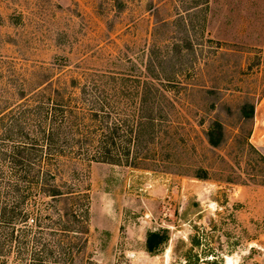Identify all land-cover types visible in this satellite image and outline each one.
Wrapping results in <instances>:
<instances>
[{
	"label": "rangeland",
	"instance_id": "374dc122",
	"mask_svg": "<svg viewBox=\"0 0 264 264\" xmlns=\"http://www.w3.org/2000/svg\"><path fill=\"white\" fill-rule=\"evenodd\" d=\"M147 84L168 98L158 96L155 158L132 168L79 155L101 126L96 112L136 128ZM57 104L75 140L48 170L90 201L86 248L61 263L264 264V0H0V157L26 134L40 143ZM215 120L226 138L217 149L206 138ZM4 189L0 177V199ZM37 200L46 204L27 211L43 224L30 222L26 248L0 225V264H31L40 250L60 258L66 235L50 200ZM150 233L167 236L156 253Z\"/></svg>",
	"mask_w": 264,
	"mask_h": 264
},
{
	"label": "trees",
	"instance_id": "16d2710c",
	"mask_svg": "<svg viewBox=\"0 0 264 264\" xmlns=\"http://www.w3.org/2000/svg\"><path fill=\"white\" fill-rule=\"evenodd\" d=\"M135 89L138 92L140 88L137 87ZM166 92V89L147 84L144 91L137 93V96L139 94L142 98L139 100L140 108L137 112L140 114V120L136 128L130 126L128 120L121 125L115 121L111 122L110 112L103 113L108 122L102 121L103 123H101L99 120L102 118L99 113H94L92 115L93 121H97L101 126L91 132L95 133V135L82 136L87 141L85 147L78 142L82 140L80 139L82 137H79L77 140L80 145L77 148L78 154L81 155L84 149V156L91 163L114 166L125 165L132 168H141L142 165L147 163L145 161L153 160L155 154L153 153L154 157L150 156V153H152L151 145H154L159 139L162 132L160 129L163 121H165L163 118L164 107L161 106L158 96L164 101L168 100L165 96ZM152 97L155 98L152 102H149L148 98ZM47 107L43 103L39 105V109L46 110ZM63 108L61 104L52 105L50 109L53 116L52 127L50 126L49 131L44 129L43 133H41L40 143L33 142L29 135L26 134L25 137L20 138V140H26L17 143L18 145H13L10 151L1 152L2 156L0 157V164H2L0 165V177L5 181L4 190L7 188L5 198L0 199V225L8 230V238L11 243H18L19 247L26 248L29 244L26 234L33 230L32 227H29L30 222L33 221L36 224L35 227L38 226L39 228L43 224L41 218H37L38 215H36V220L31 219L32 213L35 216V211L32 209V213L28 212L27 207L33 204L39 211L41 206L46 203L42 204V201L37 199L47 198L50 200L49 202H51L56 214L55 217L52 213L53 225H55L58 234L66 235L64 242L62 240L58 241L62 252L61 254L59 253L60 258H57L55 264H64L61 261H65L70 256L72 249L82 252L86 248V236L89 233L90 221V201L88 196L86 200V197L83 198L82 195H76L73 189H69L65 185H58L56 180L58 174L54 175L48 170L55 165L57 158L64 157L68 153L71 154V151L67 153L65 150L70 148V142L75 140L74 134H71L73 126L70 122L71 117L65 118L68 114L72 116V113L64 112ZM47 111H49V108ZM58 113L62 115L59 121L57 118ZM241 114L245 120L253 119L254 107L246 104L242 107ZM93 127L95 128V125ZM76 130L77 135H82L79 133V129ZM206 138L213 149L220 148L224 144L226 140L225 131L220 121L215 120L210 125L206 132ZM69 150H73V148ZM81 150L82 153H80ZM202 172L197 175V178L207 179L206 173L203 172V175H201ZM4 176L7 177L4 178ZM82 198L84 203L80 201ZM46 214L49 215V213ZM52 214L49 216V220H51ZM70 235H73V237H70ZM36 241L38 240L36 239ZM165 242H167V236L164 233H150L147 238V249L150 253H156ZM1 251L2 244L0 243ZM29 261L33 262L31 264H52L48 255H44L41 250L32 253Z\"/></svg>",
	"mask_w": 264,
	"mask_h": 264
}]
</instances>
